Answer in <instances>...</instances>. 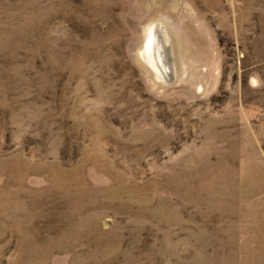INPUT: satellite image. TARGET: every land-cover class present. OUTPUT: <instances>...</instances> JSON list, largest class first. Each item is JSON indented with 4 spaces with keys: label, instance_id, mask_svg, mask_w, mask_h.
<instances>
[{
    "label": "rangeland",
    "instance_id": "obj_1",
    "mask_svg": "<svg viewBox=\"0 0 264 264\" xmlns=\"http://www.w3.org/2000/svg\"><path fill=\"white\" fill-rule=\"evenodd\" d=\"M0 264H264V0H0Z\"/></svg>",
    "mask_w": 264,
    "mask_h": 264
},
{
    "label": "bare ground",
    "instance_id": "obj_2",
    "mask_svg": "<svg viewBox=\"0 0 264 264\" xmlns=\"http://www.w3.org/2000/svg\"><path fill=\"white\" fill-rule=\"evenodd\" d=\"M148 35V34H147ZM153 36H147L143 43V50L145 49L149 55H151L153 61L155 62V67L159 69V71L164 74L165 76L170 75L171 72V64L170 66L167 63L166 56H167V46L165 43L163 44L159 36L157 38ZM165 45V46H164ZM153 68V67H152ZM169 77V76H168Z\"/></svg>",
    "mask_w": 264,
    "mask_h": 264
}]
</instances>
